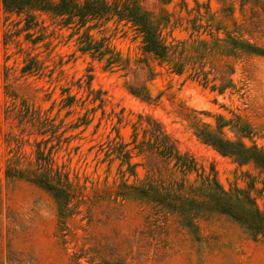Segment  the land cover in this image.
I'll return each mask as SVG.
<instances>
[{
    "label": "rangeland",
    "instance_id": "obj_1",
    "mask_svg": "<svg viewBox=\"0 0 264 264\" xmlns=\"http://www.w3.org/2000/svg\"><path fill=\"white\" fill-rule=\"evenodd\" d=\"M130 1L165 43L184 48L187 64L202 67L206 85L190 65L178 75L172 63L143 54L124 22L78 27L32 10L37 26L27 39L17 35L22 17H7L0 2V264H264V238L217 213L197 218L195 230L183 227L139 193L152 186L162 195L166 176H147L134 155L131 175L105 154L131 142L139 116L150 118L193 160L188 182L213 176L225 190L249 191L264 213V171L195 136L225 124L226 139L264 152V56L230 45L264 50V0ZM86 35L104 56L80 50ZM25 65L32 71L22 73ZM40 141L51 171L68 178L67 213L29 181L50 171L35 163Z\"/></svg>",
    "mask_w": 264,
    "mask_h": 264
},
{
    "label": "trees",
    "instance_id": "obj_2",
    "mask_svg": "<svg viewBox=\"0 0 264 264\" xmlns=\"http://www.w3.org/2000/svg\"><path fill=\"white\" fill-rule=\"evenodd\" d=\"M0 2L4 13L8 15L7 17L11 15L22 17L17 22L18 25L22 23L17 28V35L24 32L27 39L31 36L30 31L37 26L32 10L51 13L59 17L63 24L74 23L78 27H83L91 20L114 19L117 22H124L140 38V48L143 54L162 62L172 63V71L178 75L185 71L187 65H190L195 80L202 81L204 85L208 82L207 75L201 66L196 65L194 61L192 64L186 63L184 48L179 47L178 44L165 43L159 34L157 25L135 1L124 0L120 5L102 0H84L82 2L57 0L54 4L41 0H0ZM84 38L86 41L81 43L80 48L82 52L104 56L99 44L92 42L88 35ZM230 45L234 49L246 53L264 56V50L244 41L230 39ZM193 58L195 59V57ZM30 71L32 69L28 65L22 68V73ZM89 83L90 79L88 80V89ZM133 95L139 97L138 94L133 93ZM138 118L139 122L136 123V126H132L131 142L128 144L115 143L108 147L105 154L107 157L114 156L120 161V164L126 165L130 169L131 175H134L135 165H132L130 160L134 155L145 160L144 168L147 176L158 175L156 177L159 179L166 176L165 180H168L170 184L164 188L162 195L157 194L156 187L148 186L147 190L144 188L139 190L142 197L151 198L163 213L176 216L179 223L185 228L195 230L197 218L217 213L239 224L251 235L253 240L259 237L264 238V213L258 208L249 191L225 190L213 176L198 175L200 182L197 180L188 182L187 175L197 172L193 160L178 151L175 142L158 123L150 118H145L144 122L141 116ZM224 125H218L216 130L204 127L197 130L195 136L221 156L230 157L240 165L252 164L255 168L264 171V152L256 146L248 147L241 141L226 139L221 132ZM40 145L41 141L36 143L35 163L39 167L50 169V171H41L40 175H34L29 181L52 195L57 203L59 213H67L71 211L67 188L68 178L60 172L51 171L52 164L50 163L52 162L48 163L49 160L45 159L47 156Z\"/></svg>",
    "mask_w": 264,
    "mask_h": 264
}]
</instances>
